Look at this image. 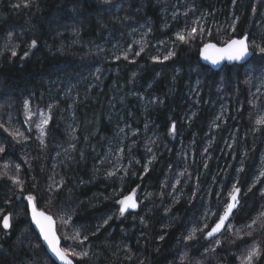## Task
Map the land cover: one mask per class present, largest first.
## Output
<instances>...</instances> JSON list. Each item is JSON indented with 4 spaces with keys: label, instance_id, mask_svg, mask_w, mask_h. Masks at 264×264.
<instances>
[{
    "label": "trees",
    "instance_id": "1",
    "mask_svg": "<svg viewBox=\"0 0 264 264\" xmlns=\"http://www.w3.org/2000/svg\"><path fill=\"white\" fill-rule=\"evenodd\" d=\"M17 3L21 0H0V123L27 139L17 143L0 128V143L8 142L0 154V210L13 215L9 233L0 228V264H55L25 214L28 194L55 219L62 248L89 247L91 259L71 257L75 264H240L245 247L255 242L264 248V217L247 245L227 238L215 253H205L210 245L204 233L184 239L193 227L214 224L233 184L242 191L234 227L246 228L264 210V178L248 192L262 172L264 155V125L256 126L264 110V82L260 95L252 97L253 83L264 71L258 50L250 46L255 59L244 67L218 72L199 58L209 42L219 46L247 35L264 45L258 33L264 0H236L235 5L232 0H123L115 14L104 11L113 5L102 0H35L19 9L13 7ZM193 20L212 35L180 44L176 33L194 26ZM33 39L38 47L21 60ZM141 44L144 51L136 56ZM12 45H19L15 58ZM170 49L176 52L172 59L153 61ZM25 101L32 108L51 107L45 145L26 124ZM173 122L176 132L170 135ZM116 169L121 171L108 178L107 172ZM4 172L20 178L23 192ZM61 179L63 187L49 193V185ZM133 189L139 209L118 218L116 200ZM20 207L24 220L16 222ZM166 208H171L167 214ZM209 209L217 215L205 218ZM68 214L82 236H89L85 246L64 238L73 232L61 219ZM108 216L113 219L93 236ZM258 264H264V254Z\"/></svg>",
    "mask_w": 264,
    "mask_h": 264
},
{
    "label": "snow or ice",
    "instance_id": "2",
    "mask_svg": "<svg viewBox=\"0 0 264 264\" xmlns=\"http://www.w3.org/2000/svg\"><path fill=\"white\" fill-rule=\"evenodd\" d=\"M123 0H120V2H117L114 4V0H102V3L105 5H113L111 8H105L104 11L109 14H115L116 12H119L121 3ZM233 4H236V0H232ZM33 3H35V0H21V3L14 4V8H29ZM139 11V9H137ZM194 11V10H193ZM255 12V8L253 9ZM177 13H173V19H176ZM184 15H188V13H184ZM203 18V17H202ZM193 25L190 28H186V31H179L176 33V41H178L180 44H189L191 40H195L198 37H204L205 35L211 36L212 31L211 29H206L203 24H201L200 20H193ZM235 20L233 21L232 25L230 26L232 31H235ZM149 31L151 29L149 28ZM12 39V33H9L8 40L11 41ZM264 40V37L261 38ZM139 43V42H137ZM175 43V42H174ZM250 46H254L258 50V55L260 57L259 63L264 65V45L256 44L254 42H250L247 35L242 36L241 38H232L224 42V45L222 47H217L215 43H205L203 48L200 51V55L203 60L209 62L213 67H218L221 65L223 61H228L231 63L239 64L241 67H244L248 64L249 58L255 59V55L250 52ZM38 47L37 41L33 39L28 45V51H24L22 55H20L21 60H27L30 55H33L32 53L33 49H36ZM19 45H12L10 48L11 57L15 58L19 55L18 53ZM5 50H9L8 44H5ZM128 51H131V45H129ZM144 51V46L141 44V47L139 51L135 52L136 56H139L141 52ZM176 55V52L174 49L167 50L166 54L161 59L160 57H153V61L156 63H164L165 61H168L172 59ZM117 59H120V57H117ZM123 59L128 60V54H125L123 56ZM131 63H134L135 61H129ZM224 69L221 68V71ZM143 99V97H141ZM153 103L156 102L155 98L152 101ZM159 103H163V101H159ZM24 109H25V116L26 118L31 121L33 117V113L31 112L29 108V103L25 101L24 103ZM51 112V107H49V113ZM195 115V114H193ZM50 114H45L43 112L40 113V119L39 122L36 123L35 127L37 131L39 132V136L37 139L40 141L41 145H45L44 137L46 136V128L51 120ZM220 117H217L219 119ZM257 124L264 125V120H258ZM0 128H3V131L8 133L9 136L13 138L17 143L22 142V140H26L27 138L24 136L23 132H20L17 130H10L8 127H5L3 123H0ZM31 130V129H29ZM120 132H123L124 129H119ZM176 132V123L173 122L169 128V134H174ZM73 139H75V136H73ZM5 143H8L6 138L4 140V143H0V154H4L6 151ZM73 149H75V145L72 146ZM123 152V149L120 150ZM148 151H151V149H148ZM156 157L153 156L152 160L148 161V164H151L153 160H155ZM27 163V161H25ZM139 163V161H137ZM148 164L144 165V174H147L148 171ZM5 168L8 167L7 164L4 165ZM207 165L205 164V168ZM16 170L19 172V165H16ZM121 171V169H116V171H109L107 172V177L111 178L116 175V172ZM124 174L127 175V169H124ZM239 171H243V168H241ZM261 176H264V172L260 173ZM4 177H7L9 180H11L13 185H16L19 187V190L23 192V183L20 180L18 176H9L7 172L3 173ZM140 179H143V175L139 177ZM259 182L257 180L252 184L251 187L248 188V192L252 191V188L255 187L256 183ZM179 183V181L177 182ZM238 183V181H237ZM64 181L61 179L59 182H54L53 184H50L48 187L49 193L58 192L63 187ZM174 190V189H173ZM240 194L241 189L237 186V184H233L231 190L228 192V199L224 203V207L222 209V214H219L217 216L216 221L214 224L209 228V225L207 222L203 224V227H193L187 236L184 238L185 241H191L196 238L197 232L204 233L203 238L207 241H209L210 246L205 247V253H215L216 248L220 247L221 245V239L219 237V234L223 231L227 230L228 232H231L233 230L232 224L229 222V218L233 215V210L237 208V206L240 204ZM163 195V193H161ZM260 195L264 197V188H261ZM19 199V197H18ZM24 199L27 200L28 205L27 208L29 211H26V215L30 212V219L31 223L36 226V228L39 230V237L42 238L44 244H46L47 249L50 250L52 256L59 260L61 264H73V260L71 257H75L78 260L83 259H91L90 252L87 248H82L81 251H76L74 247L69 246L67 248H61L60 247V237L57 236L56 229H55V222L51 215L46 214L44 211H40L37 208L36 204V197L32 194H28ZM176 202H179L178 200ZM116 203L120 206L119 211V217L122 218L125 216L129 210L135 211L139 204L137 203L136 199V189H133L130 194L124 195L122 198L116 200ZM171 211V208L165 209V214ZM210 215H217L215 212H212L210 209L207 210L204 213V217L207 218ZM261 217H264V212L260 213ZM0 228L3 229L4 234L7 235L9 233V230L13 228L12 220L13 215L11 213L4 214L3 210H0ZM260 217L254 218L252 222L248 225H246V228L249 229V231L245 232V235L251 236L252 230L254 229V226L257 224V220ZM62 222L65 226H71L73 228V232L70 234L65 235V239H70L76 243H79L80 245H84L86 241H88L89 236L81 234L80 230L75 227V225H72V214H68L64 217H61ZM112 216H108L107 218L103 219L102 223L97 225L96 230L92 232L91 234L93 236L97 235L101 228L108 225L109 221L112 220ZM141 224H143L145 227H147V222L141 218L140 220ZM227 225V228L225 227ZM205 229H208L205 231ZM238 239H243L242 236H239L237 233ZM165 239V234L162 233L159 235V240L163 241ZM248 242L245 241V245H247ZM39 247V245H37ZM127 250V248L125 249ZM264 254V248H261V246L255 242L251 244L250 247H245L244 255H242L240 259V264H258L260 261L261 255ZM185 253V257H186ZM127 259H131V257H126ZM184 257H182L183 262ZM141 264H144L143 261H141Z\"/></svg>",
    "mask_w": 264,
    "mask_h": 264
},
{
    "label": "rangeland",
    "instance_id": "3",
    "mask_svg": "<svg viewBox=\"0 0 264 264\" xmlns=\"http://www.w3.org/2000/svg\"><path fill=\"white\" fill-rule=\"evenodd\" d=\"M258 33L260 34V36L264 37V23H263V26H262L261 30H260ZM219 46H221V45H219ZM250 50L252 51L251 47H250ZM258 56H259V55L257 54L256 58H257ZM247 71H252L251 67H249V68L247 69ZM256 78H257V80H255L254 83H253L252 97H258V96L260 95V93H261V87H263V82H264V71L261 72V73H259V74L257 75ZM257 101H258V99H256V98L253 99V103H254V105H256ZM215 102L217 103V101H215ZM32 107H33V106H32ZM32 107H29V108H30L31 112H32L34 115H33L31 121H29V120L26 118V124L28 125L29 128H32L33 130H35V131L37 132L38 136H39V132L37 131L35 125H36V123L39 122V119H40V113H41V112H43V113H45V114H50V113H49V111H46V110H44V109H42V108H39L38 106H36V107H34V108H32ZM253 110H254V107H253ZM253 110H252V112H250L251 116H250V114L248 115V120H249V121H251V119L253 118V113L255 112V111H253ZM249 116H250V118H249ZM258 120H264V110L260 111V113L257 115V119H256V126H261V125L257 124V121H258ZM32 129H31V130H32ZM46 129H47V128H46ZM45 131H46V130H45ZM65 153H66V154L68 153V155H71L72 151H65ZM261 161H262V166H260V167H262V172H264V155L262 156ZM120 162L122 163V159H121ZM263 178H264V176L259 175V176L256 178L255 181H257V180L261 181ZM240 208H241V205H240L239 209L236 211L235 214H237L238 212H240ZM18 209H19L18 211H20V209L22 210L21 207L18 208ZM261 212H264V210L261 211ZM261 212H260V213H261ZM260 213H259V217H260V218H263V217L260 216ZM22 219L24 220V212H23V210L20 211V212L18 213V217H17V219H16V222H20ZM204 222H205V221H204ZM232 228H233V230H232L231 232H228L227 230H225V231H224L225 233L223 232L224 234H221V235L219 236L220 239H221V245H224V243L226 242V239H227V238H231V239H233V240H236V238H237V237H236V236H237V233L239 234V236L241 235V236L243 237V239L237 240V241H238L237 244H239V245H244L245 241L248 240V239H247L248 236L245 235L246 228L234 227V225H232ZM59 237H60V236H59ZM61 240H62V239H61ZM69 246H72V247H73V245H66L65 248H67V247H69ZM84 246H85V245H84ZM84 246H83V247H84ZM86 248L88 249L89 247L86 245Z\"/></svg>",
    "mask_w": 264,
    "mask_h": 264
},
{
    "label": "water",
    "instance_id": "4",
    "mask_svg": "<svg viewBox=\"0 0 264 264\" xmlns=\"http://www.w3.org/2000/svg\"><path fill=\"white\" fill-rule=\"evenodd\" d=\"M222 46H223V45H221V46H218V45H217V47H222ZM202 48H203V47H202ZM202 48H201V49H202ZM201 49H200V51H201ZM250 52H252V51L250 50ZM252 53H253V52H252ZM253 54H254V53H253ZM199 58H200L201 63H202L204 66L208 67L209 69H211L212 71H215V72L220 71L221 68L223 69L225 66H240L239 64H236V63H231V62H228V61H223V62L221 63L220 66H218V67H213L209 62H207V61H205V60L202 59V57H201V55H200V52H199ZM252 59H253V58L250 57V58H249V62H250ZM249 62H248V63H249ZM241 195H242V191H241V194H240L239 199L241 198ZM136 199H137V203L139 204V207H140L139 198H138L137 195H136ZM25 200H26V199H25ZM26 203H27V205H28L27 200H26ZM139 207H138L135 211H137V210L139 209ZM239 207H240V204L237 206L236 209L233 210V215L229 218V222H230V223H231V221H232V219H233V217H234V214H235L236 211L239 209ZM28 211H29V210H28ZM40 211H41V210H40ZM135 211H133V210H129V212H127L125 215H128V214H130V213H133V212H135ZM45 213H46V212H45ZM46 214H47V213H46ZM48 215H49V214H48ZM28 217H29V222H30V224H31V226H32V228H33V230H34V232H35V233L37 234V236L39 237V230L36 228V226H35L34 224L31 223L30 212H29V214H28ZM52 218H53V217H52ZM53 220H54V222H55V229H56L57 236L59 237L58 232H57V224H56V221H55L54 218H53ZM225 227L227 228V225H226ZM223 232H224V231H223ZM223 232L220 233L219 236H220L221 234H223ZM39 239H40V241H41V244H42L43 247L45 248L47 254H48L49 257L51 258V260H52L55 264H61V262H60L59 260L55 259V258L52 256L50 250L47 249V246H46V244H44L42 238L39 237ZM60 247L62 248V241H61V239H60ZM73 264H75L74 261H73Z\"/></svg>",
    "mask_w": 264,
    "mask_h": 264
}]
</instances>
